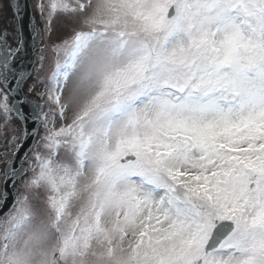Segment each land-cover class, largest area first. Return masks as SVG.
I'll return each mask as SVG.
<instances>
[{"label":"snow or ice","instance_id":"6c2138e0","mask_svg":"<svg viewBox=\"0 0 264 264\" xmlns=\"http://www.w3.org/2000/svg\"><path fill=\"white\" fill-rule=\"evenodd\" d=\"M0 141V264H264V0H0Z\"/></svg>","mask_w":264,"mask_h":264},{"label":"water","instance_id":"95a60500","mask_svg":"<svg viewBox=\"0 0 264 264\" xmlns=\"http://www.w3.org/2000/svg\"><path fill=\"white\" fill-rule=\"evenodd\" d=\"M30 3V2H29ZM27 22V21H26ZM11 188H12V186H11V182H9V192H11ZM11 201H12V196L11 195H9V197H8V204L10 205L11 204ZM7 210V208H5L3 211H6ZM0 215H2V212H0Z\"/></svg>","mask_w":264,"mask_h":264},{"label":"rangeland","instance_id":"374dc122","mask_svg":"<svg viewBox=\"0 0 264 264\" xmlns=\"http://www.w3.org/2000/svg\"><path fill=\"white\" fill-rule=\"evenodd\" d=\"M31 1V3L32 2H34V0H30ZM37 19H38V17H37ZM5 149H4V147H3V141H0V151H4Z\"/></svg>","mask_w":264,"mask_h":264}]
</instances>
